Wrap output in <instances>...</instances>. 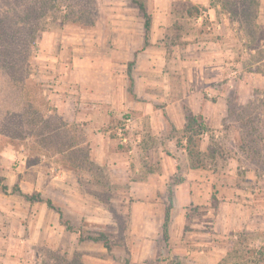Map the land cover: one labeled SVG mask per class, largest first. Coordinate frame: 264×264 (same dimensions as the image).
Returning <instances> with one entry per match:
<instances>
[{
    "label": "rangeland",
    "instance_id": "1",
    "mask_svg": "<svg viewBox=\"0 0 264 264\" xmlns=\"http://www.w3.org/2000/svg\"><path fill=\"white\" fill-rule=\"evenodd\" d=\"M139 1L151 18L148 46L132 0H0V177L9 187L0 189V264H264V0H208L198 19L173 16L170 0ZM112 51L129 104L95 130L110 153L100 161L85 120L70 121L59 95L73 89L72 106L86 110L79 92ZM171 104L182 113L170 115ZM143 107L161 108L151 150ZM189 113L207 129L201 151H221L204 162L216 174L210 197L184 218L173 212V186L191 164ZM126 117L124 144L116 129ZM173 158L179 170L162 196L139 184L149 161L162 170ZM15 185L52 200L63 219ZM102 235L109 249L89 239Z\"/></svg>",
    "mask_w": 264,
    "mask_h": 264
},
{
    "label": "crops",
    "instance_id": "2",
    "mask_svg": "<svg viewBox=\"0 0 264 264\" xmlns=\"http://www.w3.org/2000/svg\"><path fill=\"white\" fill-rule=\"evenodd\" d=\"M184 1H188L189 3L203 7H206L208 3V0ZM175 2H177V0H170L171 4ZM111 32L112 34H115L114 32H116L118 35H132L133 33L131 29L120 28L115 30L113 29ZM152 43H154V40H151L150 36V44ZM100 62L103 66L102 75L94 76L95 78L93 77L92 79L88 78V80L85 81L86 85L83 86V92H79L83 98H86V100L90 102L86 105V110L80 109V111H76V109L72 106L71 99L73 98V89L65 87L63 94H60L59 96L64 98V103L69 104L70 110L73 112L71 117L68 116L70 121L79 122L85 127V124L82 123L83 120H85L87 124L85 133L87 135L88 141H92L91 145L94 151H96V154L101 156V159H99L101 161L104 157V159H106V155H110V153L108 152L107 145L104 144L99 148L97 146L99 141L94 140L98 138L99 130H101L102 127L114 125L118 113L121 112L120 110L123 109L125 103L126 105L129 104V99L127 89L125 88V77L122 78L115 75V68L118 64L114 52L112 51L111 55L107 54ZM88 70V73L93 72L92 68L91 70L88 68ZM94 74L96 73L94 72ZM122 83L123 85H121ZM181 99H183V97ZM166 110L170 115L174 113H182V109H180L178 106H175V104L168 105ZM114 112L117 114L114 115ZM160 112L161 108L154 109V107H143V111L139 113L148 121V127L145 133L146 136L143 135L142 137V145L150 150L152 147L158 145L157 143L160 137L158 132L162 130L161 126L157 125V118L159 117ZM158 127L159 130L157 129ZM95 130L98 134H95ZM103 132H100V134L109 136L110 130ZM107 139L108 138L103 140L106 142ZM153 140L157 141V143H154ZM170 142H172V140ZM118 156H120V154H118ZM163 161L165 164H168L167 159ZM173 162V167L171 166L168 168L167 165L166 168H163L162 170H155L153 164H156L157 161L155 160L154 163L149 161L145 169V177L143 178L142 183L139 184H142L144 187L147 185L151 190H153L154 194L159 192V195L162 196L163 193L168 189L170 180L179 170L178 162L175 160V158H173ZM215 184L216 174L214 170H210L209 164L207 165V169L189 167L188 170H185L181 181L173 186L174 196L176 198L173 212L178 214L181 210H183L185 218L187 207L191 206L192 203H204V200H206L205 198L210 197L209 193L215 187ZM206 202H208V199ZM178 205H180L181 208H178ZM177 214H174L173 216L177 217Z\"/></svg>",
    "mask_w": 264,
    "mask_h": 264
},
{
    "label": "trees",
    "instance_id": "3",
    "mask_svg": "<svg viewBox=\"0 0 264 264\" xmlns=\"http://www.w3.org/2000/svg\"><path fill=\"white\" fill-rule=\"evenodd\" d=\"M134 3L139 5V8L141 12L143 13L146 21H145V46L149 45V40H150V31H151V18L150 15L148 14L145 5L140 2L139 0H132ZM181 3L179 1L173 3L172 5V15H180L181 19H198L204 14V7L199 6V5H194V4H188V5H183L179 6ZM2 13V9L0 8V16ZM2 19L0 17V26L3 24ZM5 24V23H4ZM4 26V25H2ZM14 60V58H13ZM207 133L206 127L203 125V123L200 121V119L193 115L192 113L187 114L186 116V124L184 128V139H186V145L185 149L188 152L189 158L191 160L190 168H205L206 163L205 160H214L216 158L217 153L220 152L221 150L216 149L213 146H210L207 150L206 153H203L201 151V137ZM197 162L199 164H197ZM197 165H196V164ZM4 179L0 177V189L3 190V192L8 193L9 192V187L4 184ZM12 193H18L22 195L28 202L33 203V202H43L46 203L47 206L51 209L57 210L59 216L61 219H63V213L59 209H56L54 206L52 200L50 199H43L42 196L39 193H34L32 195L26 194L22 191L21 187L19 185H15L12 189ZM169 212L166 214V222L164 225L165 232H167L168 228V222H169ZM64 225L68 230H72V227L68 221L64 222ZM90 240L94 242H100V241H105L108 238L105 235H102L100 237H90ZM82 240V239H81ZM106 247L109 249V244L107 241L104 242ZM125 264H130V263H125Z\"/></svg>",
    "mask_w": 264,
    "mask_h": 264
},
{
    "label": "built area",
    "instance_id": "4",
    "mask_svg": "<svg viewBox=\"0 0 264 264\" xmlns=\"http://www.w3.org/2000/svg\"><path fill=\"white\" fill-rule=\"evenodd\" d=\"M131 125H132L131 117H126L123 120V123L120 126H118L116 129V132L118 136L120 137L121 142L124 144L128 143L127 132L131 130Z\"/></svg>",
    "mask_w": 264,
    "mask_h": 264
}]
</instances>
